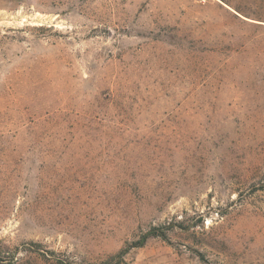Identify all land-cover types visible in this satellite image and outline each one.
Masks as SVG:
<instances>
[{"label":"rangeland","instance_id":"obj_1","mask_svg":"<svg viewBox=\"0 0 264 264\" xmlns=\"http://www.w3.org/2000/svg\"><path fill=\"white\" fill-rule=\"evenodd\" d=\"M0 264H264V0H0Z\"/></svg>","mask_w":264,"mask_h":264},{"label":"trees","instance_id":"obj_2","mask_svg":"<svg viewBox=\"0 0 264 264\" xmlns=\"http://www.w3.org/2000/svg\"><path fill=\"white\" fill-rule=\"evenodd\" d=\"M149 236H156V237L164 238L165 234L162 232L159 233V232L155 231V228H153L152 230L148 231V233L145 235V238H147Z\"/></svg>","mask_w":264,"mask_h":264}]
</instances>
